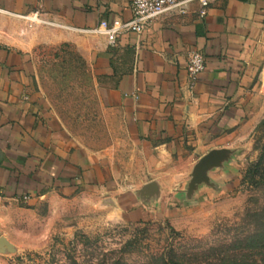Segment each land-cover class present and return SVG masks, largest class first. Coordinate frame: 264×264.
Returning <instances> with one entry per match:
<instances>
[{
    "label": "crops",
    "instance_id": "1",
    "mask_svg": "<svg viewBox=\"0 0 264 264\" xmlns=\"http://www.w3.org/2000/svg\"><path fill=\"white\" fill-rule=\"evenodd\" d=\"M131 2L0 0L4 199L33 202L86 189L102 193L125 220H147L156 212L150 196L130 189L161 182L175 155L186 156L184 168L193 170L195 155L227 147L250 116L249 97L264 61V0H209L204 15L195 0L187 14L162 16L142 32L120 34L114 44L87 30L102 20L130 18ZM36 11L58 27L35 28L24 16ZM64 42L86 60L107 120L116 117L131 142L130 157L116 146L93 150L82 142L42 85L35 50ZM191 50L205 56L192 85Z\"/></svg>",
    "mask_w": 264,
    "mask_h": 264
},
{
    "label": "rangeland",
    "instance_id": "2",
    "mask_svg": "<svg viewBox=\"0 0 264 264\" xmlns=\"http://www.w3.org/2000/svg\"><path fill=\"white\" fill-rule=\"evenodd\" d=\"M27 20L35 28L54 27ZM35 51L40 81L79 139L93 150L116 146L130 157L131 142L116 117L107 120L79 50L64 42ZM249 103L250 116L224 142L230 158L209 172L211 184L188 195L193 170L184 168L182 155L173 156L171 171L159 172L161 182H147L157 185L148 202L156 212L147 220H125L102 193L86 189L33 202L0 199V237L12 244L0 247V264H244L253 254L264 264V61ZM260 160L257 182L243 180ZM145 185L130 190L144 197ZM165 206L169 211L161 215Z\"/></svg>",
    "mask_w": 264,
    "mask_h": 264
},
{
    "label": "built area",
    "instance_id": "3",
    "mask_svg": "<svg viewBox=\"0 0 264 264\" xmlns=\"http://www.w3.org/2000/svg\"><path fill=\"white\" fill-rule=\"evenodd\" d=\"M195 0H132V16L128 19L120 17L112 22L102 20L97 26L88 28L93 33L104 35L110 44H114L118 36L125 32H142L148 25L158 20L162 16L177 14L185 15L189 12L192 2ZM200 3L199 13L206 14L209 0H198ZM33 21L47 22L39 17L36 11L31 15L24 16ZM205 67V56L200 50H191L188 53V78L190 84H194L200 72ZM0 199H3V193L0 188Z\"/></svg>",
    "mask_w": 264,
    "mask_h": 264
},
{
    "label": "water",
    "instance_id": "4",
    "mask_svg": "<svg viewBox=\"0 0 264 264\" xmlns=\"http://www.w3.org/2000/svg\"><path fill=\"white\" fill-rule=\"evenodd\" d=\"M231 154L232 150L228 147L212 148L203 154L194 165L191 179L188 183V195H191L202 184H211L209 172L216 167L223 166ZM144 189L149 191L147 193V197H149L156 193L157 185L155 182H149ZM145 193L144 191L142 192V194ZM4 245L12 249V244L6 237L2 236L0 237V247H4Z\"/></svg>",
    "mask_w": 264,
    "mask_h": 264
},
{
    "label": "trees",
    "instance_id": "5",
    "mask_svg": "<svg viewBox=\"0 0 264 264\" xmlns=\"http://www.w3.org/2000/svg\"><path fill=\"white\" fill-rule=\"evenodd\" d=\"M262 168H263V167H262V161L260 160V161H258V162L255 164V166H254L252 169H250V170L247 172V174L244 175L243 180H247V179H249L251 182L256 183V182H257V178H256L257 173H259L260 170H262ZM263 169H264V168H263ZM261 175H262V174H261ZM260 243H261L262 246L264 245V237L261 238ZM249 259H250V260L247 261V262H245L244 264H262V263H260V261H259L258 259H256V257L254 256V254H253V255H250ZM74 263H75V264H80V263H78V262H74ZM102 264H106V263H102ZM113 264H127V263H124V262L118 260V261H116V262L113 263Z\"/></svg>",
    "mask_w": 264,
    "mask_h": 264
}]
</instances>
